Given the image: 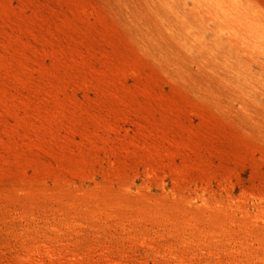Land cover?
Masks as SVG:
<instances>
[{"label":"rangeland","instance_id":"1","mask_svg":"<svg viewBox=\"0 0 264 264\" xmlns=\"http://www.w3.org/2000/svg\"><path fill=\"white\" fill-rule=\"evenodd\" d=\"M145 3L0 0V264H264V55L184 72Z\"/></svg>","mask_w":264,"mask_h":264},{"label":"bare ground","instance_id":"2","mask_svg":"<svg viewBox=\"0 0 264 264\" xmlns=\"http://www.w3.org/2000/svg\"><path fill=\"white\" fill-rule=\"evenodd\" d=\"M149 21L142 35L184 72L194 68L226 85L245 91L233 81L247 80L245 53L264 55V10L252 0H145ZM191 49L199 53L190 55ZM232 78V79H231ZM235 88V89H233ZM247 94V93H246Z\"/></svg>","mask_w":264,"mask_h":264}]
</instances>
